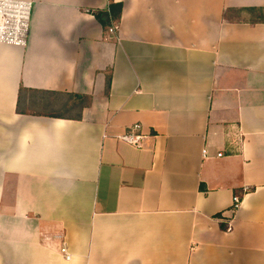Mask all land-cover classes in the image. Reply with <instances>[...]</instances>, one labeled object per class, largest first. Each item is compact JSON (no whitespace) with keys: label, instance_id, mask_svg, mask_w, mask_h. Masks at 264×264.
<instances>
[{"label":"crops","instance_id":"crops-1","mask_svg":"<svg viewBox=\"0 0 264 264\" xmlns=\"http://www.w3.org/2000/svg\"><path fill=\"white\" fill-rule=\"evenodd\" d=\"M31 2L0 43V264H264V0Z\"/></svg>","mask_w":264,"mask_h":264},{"label":"built area","instance_id":"built-area-1","mask_svg":"<svg viewBox=\"0 0 264 264\" xmlns=\"http://www.w3.org/2000/svg\"><path fill=\"white\" fill-rule=\"evenodd\" d=\"M31 5V0H0V43L15 46L26 44L30 26ZM113 30V27L109 28L110 32ZM138 127V124L131 125L120 138L139 147L141 135L136 133ZM217 154L220 155V153ZM238 202L239 198L235 196L233 198L234 208L238 205ZM51 234V241L56 245L59 254L65 260H69L70 254L66 244L61 239L62 235L53 231Z\"/></svg>","mask_w":264,"mask_h":264},{"label":"trees","instance_id":"trees-1","mask_svg":"<svg viewBox=\"0 0 264 264\" xmlns=\"http://www.w3.org/2000/svg\"><path fill=\"white\" fill-rule=\"evenodd\" d=\"M122 3L114 2L109 4V13L111 14V23H118L121 13ZM108 22V24L110 23ZM108 85V80L107 83ZM89 97L86 95L70 93L67 94L64 102L62 103L61 110L49 112L48 115L53 117H79L82 107L88 104ZM225 230L227 227L221 224Z\"/></svg>","mask_w":264,"mask_h":264}]
</instances>
